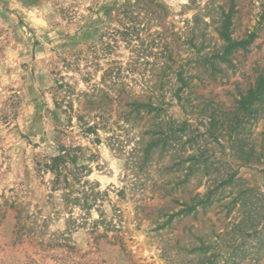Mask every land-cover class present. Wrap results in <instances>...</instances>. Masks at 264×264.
Segmentation results:
<instances>
[{
    "label": "rangeland",
    "instance_id": "374dc122",
    "mask_svg": "<svg viewBox=\"0 0 264 264\" xmlns=\"http://www.w3.org/2000/svg\"><path fill=\"white\" fill-rule=\"evenodd\" d=\"M0 264H264V0H0Z\"/></svg>",
    "mask_w": 264,
    "mask_h": 264
},
{
    "label": "trees",
    "instance_id": "16d2710c",
    "mask_svg": "<svg viewBox=\"0 0 264 264\" xmlns=\"http://www.w3.org/2000/svg\"><path fill=\"white\" fill-rule=\"evenodd\" d=\"M64 155L62 153L57 154L55 156L51 157V169H54L57 173V175L59 174V172L61 171V161L63 160Z\"/></svg>",
    "mask_w": 264,
    "mask_h": 264
}]
</instances>
